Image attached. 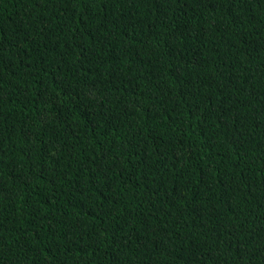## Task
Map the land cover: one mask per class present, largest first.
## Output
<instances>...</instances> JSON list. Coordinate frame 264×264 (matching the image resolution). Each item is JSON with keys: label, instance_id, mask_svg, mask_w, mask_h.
<instances>
[{"label": "trees", "instance_id": "obj_1", "mask_svg": "<svg viewBox=\"0 0 264 264\" xmlns=\"http://www.w3.org/2000/svg\"><path fill=\"white\" fill-rule=\"evenodd\" d=\"M0 264H264V0H0Z\"/></svg>", "mask_w": 264, "mask_h": 264}]
</instances>
